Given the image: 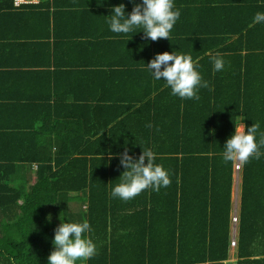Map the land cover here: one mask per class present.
<instances>
[{
  "label": "trees",
  "instance_id": "trees-1",
  "mask_svg": "<svg viewBox=\"0 0 264 264\" xmlns=\"http://www.w3.org/2000/svg\"><path fill=\"white\" fill-rule=\"evenodd\" d=\"M51 2L25 6L50 8ZM103 2L107 11L119 3L126 12L132 8L129 0ZM174 2L180 18L170 40L146 42L143 32L135 33L138 28L118 37L122 49L114 58L123 64L129 54L133 69L122 84L103 80L101 96L79 95L63 83L68 78L56 67L49 97L53 103L43 105L39 114L53 111L39 126L53 127L57 148H40L36 156H8L24 160V171L37 163L35 179L22 175L18 184L10 179L16 163H0V201L6 203L5 227L12 232L0 238V264H47L60 219L82 218L89 221L97 247L87 264H264V155L240 162L235 229L236 160L225 162L221 156L240 116L264 132V23H253L254 14L264 12V0ZM127 38L129 48L123 46ZM173 48L190 53L209 82V88L200 89L199 100L171 95L146 70L156 53ZM217 53L225 66L214 72L210 57ZM114 85L115 94L108 96ZM111 104L116 112L108 110ZM148 122L151 128L145 127ZM123 142L139 153L144 147L157 153L156 162L169 171L167 190L149 188L127 201L111 197L124 169L109 152L123 151ZM94 180L103 185L98 194L93 193ZM130 243L140 255L134 262L127 261ZM233 249L236 259L231 261Z\"/></svg>",
  "mask_w": 264,
  "mask_h": 264
},
{
  "label": "crops",
  "instance_id": "crops-1",
  "mask_svg": "<svg viewBox=\"0 0 264 264\" xmlns=\"http://www.w3.org/2000/svg\"><path fill=\"white\" fill-rule=\"evenodd\" d=\"M103 1L52 0L50 8L25 5L16 8L10 1L0 0V163H16L17 170L10 179L17 184L24 181L22 175L35 179L37 163L28 165L24 171V160L8 156H36L40 148L50 147L54 151L58 146L53 127L48 123L39 126L46 117L44 115L53 111L39 114L43 105L53 103L49 97L58 78L57 66L68 78L63 82L67 87L79 92V95L95 98L101 96L98 91L103 80L109 84L116 81L122 84L119 81L127 78L130 69H133L130 65L133 59L129 54L121 59L125 62L123 64L114 58V52L122 49L121 38L118 37L126 34L109 30L106 15L110 14V10H106L107 1ZM196 14L195 11L193 18ZM198 26L197 23L196 28ZM114 37L117 39L115 44ZM126 45L128 48L131 46L128 38L123 42V46ZM125 50L128 51L127 48ZM111 90L114 93H108V96L115 94V85L108 92ZM108 110L116 112L113 104ZM241 122L246 124L244 120ZM47 143L51 144L42 146ZM123 143L128 145V142ZM133 148L136 155L140 154L137 147ZM235 178L238 182L234 190L235 199H239V173ZM10 184L14 187L12 181ZM98 186L103 187L94 180L93 193H99ZM4 210L6 203L0 201V238L12 233L5 227L8 218L3 215ZM232 227L234 229V225ZM126 248H129L126 254L131 258L127 261L134 262L140 256L139 252L133 243ZM165 253L157 255L162 257ZM230 259H236L235 249Z\"/></svg>",
  "mask_w": 264,
  "mask_h": 264
},
{
  "label": "clouds",
  "instance_id": "clouds-1",
  "mask_svg": "<svg viewBox=\"0 0 264 264\" xmlns=\"http://www.w3.org/2000/svg\"><path fill=\"white\" fill-rule=\"evenodd\" d=\"M129 3L132 4L130 12L125 11L124 3L110 7V14L106 16L111 32L127 34L138 28L140 30L135 33L143 32L146 42L156 41L158 38L170 40L171 30L180 18V9L175 6L174 0H129ZM253 23H264V12H256ZM210 60L214 72L221 71L225 66L219 53L211 56ZM145 67L153 80H162L170 89V94L181 99L199 100L200 89L210 87L209 82L202 77L198 61L190 53L174 48L172 51L156 53ZM243 118L244 116H240L238 123L234 124V131L226 139L221 152L225 162L236 160L235 173L241 170L240 162L246 163L250 157L259 159L264 155L260 151L264 147V132L258 131V123L250 126L242 123ZM145 127L151 128L152 125L148 122ZM134 145L136 144L133 142ZM112 156L118 157L119 164L124 169L118 177L119 182L111 188L110 195L113 198L127 201L149 188L159 191L171 182L168 169L156 163L157 153L150 147L141 148L137 156L125 143L123 151L109 152V157ZM233 198L234 206L237 199L235 196ZM237 212L236 206L234 215ZM233 225L235 229L237 221H233ZM90 233L91 225L85 218L78 221L60 219L54 229L51 240L53 250L47 257V264H87L97 251Z\"/></svg>",
  "mask_w": 264,
  "mask_h": 264
},
{
  "label": "built area",
  "instance_id": "built-area-1",
  "mask_svg": "<svg viewBox=\"0 0 264 264\" xmlns=\"http://www.w3.org/2000/svg\"><path fill=\"white\" fill-rule=\"evenodd\" d=\"M12 3H13V6L18 8V7H21L22 5H26V4H31V3H35V4H38L40 3L41 1H44V0H11ZM237 168L239 167V165H236ZM233 221H237V216L234 215L233 216ZM233 243L235 244V242L233 241Z\"/></svg>",
  "mask_w": 264,
  "mask_h": 264
},
{
  "label": "rangeland",
  "instance_id": "rangeland-1",
  "mask_svg": "<svg viewBox=\"0 0 264 264\" xmlns=\"http://www.w3.org/2000/svg\"><path fill=\"white\" fill-rule=\"evenodd\" d=\"M234 189H235V191H236V182H235V188H234ZM233 196H235V194H234ZM236 206H237V205H234V206H233V210L235 209Z\"/></svg>",
  "mask_w": 264,
  "mask_h": 264
}]
</instances>
